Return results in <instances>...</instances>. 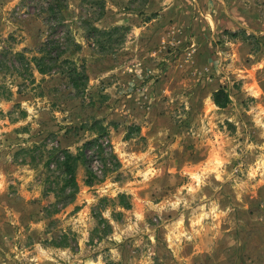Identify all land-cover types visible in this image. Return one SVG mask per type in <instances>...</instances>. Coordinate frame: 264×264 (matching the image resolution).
Wrapping results in <instances>:
<instances>
[{
  "label": "rangeland",
  "instance_id": "obj_1",
  "mask_svg": "<svg viewBox=\"0 0 264 264\" xmlns=\"http://www.w3.org/2000/svg\"><path fill=\"white\" fill-rule=\"evenodd\" d=\"M47 1L0 0V51L41 45ZM102 1L101 18L93 0L64 11L83 47L68 56L86 67L83 96L61 73L0 74L12 92L0 96V264L264 263V0ZM89 21L127 30L100 52ZM91 127L116 159L104 167L90 152L100 181L87 186L80 168V193L56 213L42 164L19 152L76 153Z\"/></svg>",
  "mask_w": 264,
  "mask_h": 264
},
{
  "label": "trees",
  "instance_id": "obj_2",
  "mask_svg": "<svg viewBox=\"0 0 264 264\" xmlns=\"http://www.w3.org/2000/svg\"><path fill=\"white\" fill-rule=\"evenodd\" d=\"M67 1L48 0L46 2L44 12L47 15L44 20V26H46L48 35L45 36L44 41L35 50L24 49L20 52H14L13 50L5 49L0 51V74L5 76L8 73H16L24 81H30L33 84L35 82V72L41 76L61 73L68 78L76 96L85 94L89 84L86 67L83 63L79 65L76 60L68 58L73 53L81 52L83 47L77 42L75 36L66 25L64 11L68 7ZM92 5V7L97 6L99 8V18L105 15L104 1L93 0ZM91 21L86 24L87 40L90 45L97 47L100 52H107L112 47L116 33L127 30L125 27H113L109 30H102L94 26ZM230 36L237 38L239 34L232 33ZM123 37L121 36L120 38ZM0 96L10 100L12 92L4 89ZM212 99L216 106L222 109L227 108L231 103L230 95L224 88L215 91ZM90 130H94L93 132L96 133L97 137L84 143L82 147L77 149L76 153L58 147H48L46 144L35 145L19 152V154H24L25 156L23 163L32 165L34 168L39 166V163L42 164L44 169L43 193L45 196H54L56 201L52 206L56 213L74 203L80 193L78 181L80 168L86 169L85 184L87 186H93L95 181H100L99 177L88 166L90 152H94L96 156L101 158L104 162V167H108L110 161L116 159L115 153L111 150L110 142L105 141L103 138L105 132L103 133L92 127ZM108 149H110V153ZM37 150L39 151L38 153ZM124 198H126L125 195L120 196V199ZM123 207L131 209L130 203ZM98 224L103 226L102 232L104 235L111 230V225L104 218H98Z\"/></svg>",
  "mask_w": 264,
  "mask_h": 264
},
{
  "label": "crops",
  "instance_id": "obj_3",
  "mask_svg": "<svg viewBox=\"0 0 264 264\" xmlns=\"http://www.w3.org/2000/svg\"><path fill=\"white\" fill-rule=\"evenodd\" d=\"M226 20H228V19H226ZM225 23L227 24V22L225 21ZM224 22H223V24H225ZM192 259L194 258V255H192V257H191ZM194 260H196V258L194 259ZM165 264H168V262L166 261V263Z\"/></svg>",
  "mask_w": 264,
  "mask_h": 264
},
{
  "label": "built area",
  "instance_id": "obj_4",
  "mask_svg": "<svg viewBox=\"0 0 264 264\" xmlns=\"http://www.w3.org/2000/svg\"><path fill=\"white\" fill-rule=\"evenodd\" d=\"M262 264H264V263H262Z\"/></svg>",
  "mask_w": 264,
  "mask_h": 264
}]
</instances>
